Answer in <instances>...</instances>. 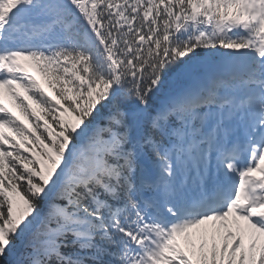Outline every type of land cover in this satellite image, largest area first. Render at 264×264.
<instances>
[{
  "label": "snow or ice",
  "instance_id": "snow-or-ice-1",
  "mask_svg": "<svg viewBox=\"0 0 264 264\" xmlns=\"http://www.w3.org/2000/svg\"><path fill=\"white\" fill-rule=\"evenodd\" d=\"M0 264H264V0H0Z\"/></svg>",
  "mask_w": 264,
  "mask_h": 264
}]
</instances>
